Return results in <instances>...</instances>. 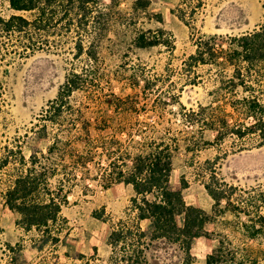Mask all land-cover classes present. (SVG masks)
I'll return each instance as SVG.
<instances>
[{
  "label": "rangeland",
  "instance_id": "rangeland-1",
  "mask_svg": "<svg viewBox=\"0 0 264 264\" xmlns=\"http://www.w3.org/2000/svg\"><path fill=\"white\" fill-rule=\"evenodd\" d=\"M121 2L125 10L130 5L129 0ZM124 13L110 24L96 61L74 57L76 35L72 32L49 37L51 47L42 46L24 57L19 55L15 38L3 42L0 86L5 92L0 99V157L4 146L21 148L28 159L33 146L45 153L55 143L54 167L58 171L50 177V186L54 191L63 186L59 190L67 202L61 209L58 240L43 231H24L16 224L18 215L4 202L18 166L0 170V264H7L12 257L9 246L19 252L20 264L106 263L110 225L95 219L93 213L104 210L111 221L123 218L133 192L124 184L104 186L98 164L105 165V161L95 153L112 135L106 127L115 129L120 123L127 125L128 133L137 137L135 141L139 140L136 131L141 123H159L157 135L169 129L177 139L170 187L179 190L185 183V203L211 217L205 225L207 234L192 243L195 264H204L205 257L222 240L236 250L264 249V239L247 238L259 229L258 217L264 218V139L247 134L240 140L230 132L253 122L245 118L241 102L249 93L227 84L232 72L229 68L223 72V66H198L195 85H188L193 76L184 69L185 61L195 54L199 37L239 36L259 27L264 22V0H151L149 7L136 16L129 10ZM10 14L7 0H0V15L6 18ZM31 15L24 14L29 19ZM137 30L163 31L162 39L171 44L137 49L132 44ZM72 72L83 73L84 89L71 96L65 118L55 125L45 122L43 111ZM252 89L255 95L262 94L259 91L264 90V80L259 85L254 82ZM160 93H164L162 101L155 105L153 101ZM172 95L178 97L184 110L170 102ZM120 101L136 111L124 116L112 113L111 106ZM200 107L203 111L196 117L189 115L190 110L197 113ZM80 115L91 122L89 138L81 130ZM190 119L196 123L190 125ZM43 125L47 126V136L40 139ZM217 131L222 140H218ZM123 146L137 153L134 144L126 141ZM83 161L91 162L84 168L80 165ZM207 183L228 196L217 208L205 190ZM147 257L146 264H181L183 255L177 245L158 241Z\"/></svg>",
  "mask_w": 264,
  "mask_h": 264
},
{
  "label": "trees",
  "instance_id": "trees-1",
  "mask_svg": "<svg viewBox=\"0 0 264 264\" xmlns=\"http://www.w3.org/2000/svg\"><path fill=\"white\" fill-rule=\"evenodd\" d=\"M121 1L128 0H7L11 14L6 18L0 15V49L6 39L13 37L21 50L19 55L24 57L41 50L42 46L51 47L49 37L72 32L76 35L74 57L86 56V60L96 61L100 42L113 20L127 10L136 16L144 12L151 2L129 0L130 5L125 10L120 7ZM26 13L32 14L30 19L24 16ZM163 35V31L137 30L133 33L132 44L142 50L171 44L162 39ZM225 40L227 47L223 48ZM195 48V54L184 64V69L193 76L188 79V85H195V68L198 66H223V72L227 68L231 69L226 82L233 89L242 87L249 93L241 102L245 118L252 119L253 122L242 127L243 129H230V132L240 140L247 134H258L264 139V90L259 91L262 94L255 95L252 89L254 82L259 85L264 80V22L251 32L239 36H201L197 39ZM82 74L72 72L66 77L56 98L43 111L45 119L42 120L55 125L65 118L71 96L85 87ZM4 92V88L0 86V99ZM163 95L164 93H160L154 99L155 105L162 101ZM169 97L174 106L184 110L176 95ZM166 102L163 101L169 106ZM134 108L122 101L119 105L111 106L112 113L119 116L136 111ZM163 109L164 107L157 108ZM201 111L202 107L197 113L190 110L189 115L196 117ZM109 118L111 116L108 115ZM79 120L81 130L89 138L91 122L85 121L83 115L79 116ZM188 122L190 125L196 123L192 119ZM158 124H139L141 128L136 131L138 141H135L137 137L128 133L129 128L125 123H120L115 129L106 127L108 129L105 130H110L112 135L108 141L106 139L100 144L99 153H95L105 161V165L98 164L101 171L99 179L104 186L108 188L113 184H124L130 186L133 192L123 218L111 221L104 210L93 213L95 219L110 225L107 240L110 255L105 264H146L149 250L158 241L177 245L183 255L181 264H195L191 254L192 243L207 234L205 225L211 217L203 210L185 203L182 191L186 184H182L179 190L170 187L177 139L169 129L157 135ZM223 124L226 126V120H223ZM46 128V125L41 127L40 139L46 138ZM217 132L218 140H222L221 132ZM126 141L129 145H135L137 153L132 154L124 148ZM55 146V143L49 145L45 153L38 146H33L28 159L22 154L21 148L14 150L4 146L0 157V170L9 165H17L19 169L4 194L5 205L18 215L16 224L27 232H46L52 240H58L56 233L60 232L57 227L62 220L61 209L67 202L66 196L59 190L63 186L55 191L50 186V177L58 171L54 167ZM91 161H83L80 165L86 168ZM205 190L214 201L215 208L223 199L228 198L223 190L214 188L211 183L205 185ZM258 224L259 229L247 235V238L264 239V233L261 232L263 217H258ZM8 251L13 253L7 264H20L19 252L10 246ZM260 260L264 261V249L247 247L236 250L222 240L205 257L204 264H259Z\"/></svg>",
  "mask_w": 264,
  "mask_h": 264
}]
</instances>
